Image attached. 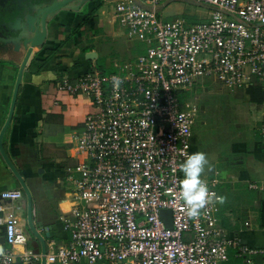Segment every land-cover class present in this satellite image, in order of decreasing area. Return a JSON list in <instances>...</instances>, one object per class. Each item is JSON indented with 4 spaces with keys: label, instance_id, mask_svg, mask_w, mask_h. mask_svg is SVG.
Instances as JSON below:
<instances>
[{
    "label": "built area",
    "instance_id": "1",
    "mask_svg": "<svg viewBox=\"0 0 264 264\" xmlns=\"http://www.w3.org/2000/svg\"><path fill=\"white\" fill-rule=\"evenodd\" d=\"M171 1L112 0L117 24L144 53L111 73L94 64L57 82L91 111L61 180L73 199L69 239L47 243L46 264H264V249L220 225L218 177L205 181L212 198L197 217L180 198L196 113L187 94L213 78L264 90V0H185L210 8L206 22L192 25L159 18L158 6ZM24 196L22 188L0 194V264L42 262L27 247Z\"/></svg>",
    "mask_w": 264,
    "mask_h": 264
},
{
    "label": "crops",
    "instance_id": "2",
    "mask_svg": "<svg viewBox=\"0 0 264 264\" xmlns=\"http://www.w3.org/2000/svg\"><path fill=\"white\" fill-rule=\"evenodd\" d=\"M23 3L30 6L32 2L23 0ZM49 29L45 45L34 48L26 66L13 118L3 137V150L9 162L0 150V194L21 188L13 166L31 190L33 220L41 227L39 233L45 236V228H51L47 243L52 239L59 242L69 239L64 227L72 219L73 199L61 180L65 165L74 163L71 148L91 111L85 97L59 92L57 82L65 75L72 78L84 75L94 64L111 73L116 66L134 58L130 53L135 46L143 49L140 44L130 42L117 24L111 0H92L78 8L61 10ZM106 40L119 41L124 48V55L115 64L98 61L100 44ZM93 52L98 54L97 59L87 57ZM25 56L23 49L18 52L14 46H0V134L10 113ZM212 85L227 88L238 113L228 114L223 131L212 134L216 140L227 130L229 142L224 146L226 149L217 151L213 157L206 156L208 164L202 179L218 177L221 181L218 189L223 197L219 212L222 228L244 245L264 249V136L260 130L264 124V99L252 101L247 88H236L224 78L206 80L201 87L211 92ZM260 93L264 94V90L260 89ZM192 108L196 109V126L198 109ZM200 134L194 129L192 154L203 150ZM20 205L19 215L26 226V196ZM25 229L27 247L41 252L39 240ZM15 251L19 254L22 248L16 247ZM255 259L263 261L261 256Z\"/></svg>",
    "mask_w": 264,
    "mask_h": 264
},
{
    "label": "rangeland",
    "instance_id": "3",
    "mask_svg": "<svg viewBox=\"0 0 264 264\" xmlns=\"http://www.w3.org/2000/svg\"><path fill=\"white\" fill-rule=\"evenodd\" d=\"M209 13L210 8L185 0H175L158 6V16L163 22L182 19L187 24L192 25L206 22L210 17ZM100 45L101 51L98 61L101 63L115 64L124 55V48L119 41L111 43L106 40L105 42L102 41ZM205 82V80H200L198 84L202 85ZM212 87L211 92H206L201 86H196L194 91L186 97L189 106H194L198 109V119L194 129L201 133L199 135L203 148L201 152L205 153L209 158L213 157L217 151L226 149L224 146H227L229 142L227 140L228 136L225 135L227 130L224 131L223 136L216 140L215 135L212 134H218L223 131L226 127L223 121L229 119L230 115L228 114L238 113L236 107L233 106L235 105L234 97L227 91V88L216 87V85H212ZM231 121H233V118ZM191 141L193 144V136ZM33 241L35 245H38L36 240L33 239Z\"/></svg>",
    "mask_w": 264,
    "mask_h": 264
},
{
    "label": "water",
    "instance_id": "4",
    "mask_svg": "<svg viewBox=\"0 0 264 264\" xmlns=\"http://www.w3.org/2000/svg\"><path fill=\"white\" fill-rule=\"evenodd\" d=\"M73 1H78L74 8H78L83 4L92 0H38L35 4L31 3L29 7L23 9V13L17 17L14 21L8 22V29L13 36L11 42L15 50L20 52L22 49L25 51L26 56L20 66L18 77L16 80L14 93L12 97L11 109L5 126L0 134V150L4 157L7 159L6 154L3 150V137L9 127L13 114L15 111V106L18 99V94L20 86L23 80V75L26 66L30 62L34 48H42L49 36L50 29L49 24L57 16V14L64 9H69L71 6L69 4ZM73 7V6H72ZM11 36V37H12ZM97 53L87 54L89 59H97ZM19 184L24 191L27 200V219L26 227L31 231V233L39 240L41 243V253L43 255L41 264H46V253H47V240L50 239L49 233H47L51 228L46 227V235L39 233L38 225L34 223L33 220V196L29 186L23 177L18 173V171L12 166L11 167ZM164 215L168 218L170 222V212H164ZM169 216V217H168ZM170 226V224H167Z\"/></svg>",
    "mask_w": 264,
    "mask_h": 264
},
{
    "label": "clouds",
    "instance_id": "5",
    "mask_svg": "<svg viewBox=\"0 0 264 264\" xmlns=\"http://www.w3.org/2000/svg\"><path fill=\"white\" fill-rule=\"evenodd\" d=\"M208 164L205 153L195 152L180 165L183 179L180 182V198L187 206L188 215L197 217L200 210L211 200V194L202 173Z\"/></svg>",
    "mask_w": 264,
    "mask_h": 264
},
{
    "label": "flooded vegetation",
    "instance_id": "6",
    "mask_svg": "<svg viewBox=\"0 0 264 264\" xmlns=\"http://www.w3.org/2000/svg\"><path fill=\"white\" fill-rule=\"evenodd\" d=\"M33 4L38 0H29ZM78 1H73L69 4V6H76ZM25 7H29L23 3V0H0V46L1 45H12V38L8 27V22L14 21L17 17H19L23 13V9ZM12 36V37H11ZM27 215V210L24 213V216Z\"/></svg>",
    "mask_w": 264,
    "mask_h": 264
},
{
    "label": "trees",
    "instance_id": "7",
    "mask_svg": "<svg viewBox=\"0 0 264 264\" xmlns=\"http://www.w3.org/2000/svg\"><path fill=\"white\" fill-rule=\"evenodd\" d=\"M143 53H144L143 49H141L139 46H135L130 54L134 55V57H137L139 55H142ZM260 89L262 88L256 86H250L247 88L248 95L250 96L252 101L260 98L264 99V94L260 93Z\"/></svg>",
    "mask_w": 264,
    "mask_h": 264
}]
</instances>
